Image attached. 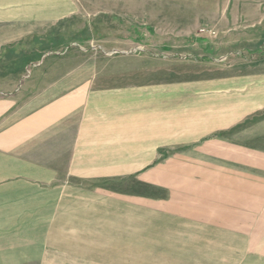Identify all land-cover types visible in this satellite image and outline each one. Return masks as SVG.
Listing matches in <instances>:
<instances>
[{
	"label": "crops",
	"instance_id": "crops-1",
	"mask_svg": "<svg viewBox=\"0 0 264 264\" xmlns=\"http://www.w3.org/2000/svg\"><path fill=\"white\" fill-rule=\"evenodd\" d=\"M257 2L196 8L229 19ZM80 9V0H0V264H143V249H159L143 246V171L180 169L175 154L226 120L189 89L143 83V71L58 64L21 76L14 45ZM6 57L18 61L4 67ZM179 240L177 250L206 244Z\"/></svg>",
	"mask_w": 264,
	"mask_h": 264
},
{
	"label": "rangeland",
	"instance_id": "rangeland-1",
	"mask_svg": "<svg viewBox=\"0 0 264 264\" xmlns=\"http://www.w3.org/2000/svg\"><path fill=\"white\" fill-rule=\"evenodd\" d=\"M80 2L73 17L14 45L21 76L58 64L143 71V83L189 89L227 120L175 154L180 169L143 171V246L159 247L143 249V264H264V0L229 19L207 17L197 0ZM178 237L205 248L177 250Z\"/></svg>",
	"mask_w": 264,
	"mask_h": 264
}]
</instances>
